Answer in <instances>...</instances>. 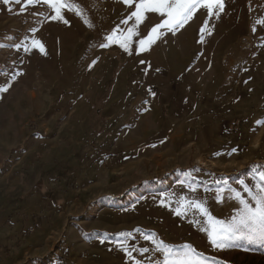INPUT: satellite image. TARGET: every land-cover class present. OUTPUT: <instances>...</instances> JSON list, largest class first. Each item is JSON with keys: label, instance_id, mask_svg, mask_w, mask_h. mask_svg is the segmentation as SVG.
<instances>
[{"label": "rangeland", "instance_id": "obj_1", "mask_svg": "<svg viewBox=\"0 0 264 264\" xmlns=\"http://www.w3.org/2000/svg\"><path fill=\"white\" fill-rule=\"evenodd\" d=\"M136 2L0 0V264H161L160 241L264 264V242L219 248L175 214L187 197L230 222L217 189L264 165V0L200 6L142 50L163 17L136 26Z\"/></svg>", "mask_w": 264, "mask_h": 264}, {"label": "snow or ice", "instance_id": "obj_2", "mask_svg": "<svg viewBox=\"0 0 264 264\" xmlns=\"http://www.w3.org/2000/svg\"><path fill=\"white\" fill-rule=\"evenodd\" d=\"M2 2L7 5L12 0H2ZM15 2L20 3L21 0H15ZM44 2L54 5V0H44ZM122 2L126 6L133 4V0H122ZM27 3L34 4L35 0H27ZM215 4H219L222 8L223 0H138L135 3V10L128 17V20L134 18L136 26L143 21L146 13H155L157 16L163 17L160 23L151 28L147 37L137 41L138 50H142L146 42L150 46L154 37L158 39L163 34L159 31L160 29L167 28L174 33L175 30L181 28L189 20L193 12L200 6L207 8L208 14L211 16L212 7ZM55 11L56 15L53 19H63L62 9L56 8ZM128 20H124L122 23H127ZM64 22L67 23L66 20ZM134 31L135 29L130 28L128 36L131 37ZM200 31L203 33L204 29L202 28ZM108 39L110 40L111 37H108ZM31 46L33 48L38 47L41 53L45 52L43 44L39 40H32ZM120 47L125 51H129L127 40L121 43ZM16 48L18 51L23 48L27 52L29 50L28 42L24 41L18 44ZM246 175L251 180V184L243 179L238 180L239 190L235 188L217 189L216 203L224 202L223 192L227 190L229 192L227 199L237 207V212L230 222L213 217L206 200L189 199L187 197L179 201L175 214L187 216L188 209L191 208L194 215H199L202 218L200 230L205 233L208 241L213 246L219 248L226 247V242L234 239L264 242V165L250 167L249 173ZM189 190L196 192L197 187L190 185ZM179 247L182 250V255L176 258H173L175 246H164L163 241L158 242L154 250L163 257L161 264H199V258L191 245ZM144 251L146 252L147 249H144Z\"/></svg>", "mask_w": 264, "mask_h": 264}]
</instances>
